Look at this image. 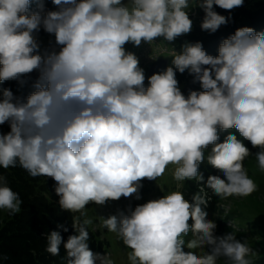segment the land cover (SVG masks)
I'll return each instance as SVG.
<instances>
[{"label":"clouds","instance_id":"clouds-1","mask_svg":"<svg viewBox=\"0 0 264 264\" xmlns=\"http://www.w3.org/2000/svg\"><path fill=\"white\" fill-rule=\"evenodd\" d=\"M33 2L39 11H31ZM57 10L45 11L42 0H0V82L39 73L25 99L0 90V168L19 166L29 176L51 177L63 210L85 216L90 203L104 205L135 194L141 181L157 180L176 165V181H203L199 166L207 162L224 178L209 176L206 187L221 198L247 197L257 190L244 167L250 150L229 134L218 143L219 131L235 129L259 148L264 171V32L238 28L224 39L218 55L207 54L201 42L185 43L170 53L171 66L147 77L128 43L140 46L163 38L174 42L189 34L190 0H52ZM244 0H198L204 12L200 27L215 33L231 20L214 5L233 10ZM41 28L54 35L55 46L41 54L34 36ZM187 71L202 91L181 92L176 72ZM23 84L25 81L20 80ZM211 197L201 187L186 200L173 191L135 207L101 218L131 249L129 264H250L252 249L234 234L214 235L216 224L204 210ZM22 200L0 175V209L20 212ZM203 206V207H202ZM193 223L189 225V220ZM84 219L77 235L64 243L67 264H114L93 253ZM63 227V226H60ZM64 231H67L65 228ZM192 232L189 249L210 247L198 255L185 252L184 236ZM62 236L52 231L46 251L59 254Z\"/></svg>","mask_w":264,"mask_h":264},{"label":"trees","instance_id":"trees-1","mask_svg":"<svg viewBox=\"0 0 264 264\" xmlns=\"http://www.w3.org/2000/svg\"><path fill=\"white\" fill-rule=\"evenodd\" d=\"M45 11L57 10V6L52 0H42ZM198 0H196V5ZM214 10L225 17L231 16L228 24L222 25L215 33L203 31L200 27L202 19H198L194 12L200 13L204 17V12L198 6L197 11L191 10L189 17L193 21V29L187 34L178 37L174 41V46L181 51L185 43L201 42L207 54L212 56L218 55V48L222 41L235 33L238 28L251 27L257 33L264 32V0H244L242 7H237L231 11L224 10L216 5ZM31 11H39L38 3L33 2L30 6ZM39 36H52L46 33L42 28L36 33ZM37 71L29 75L22 76L20 80L25 81L21 84L20 80H9L0 82V90L10 89L16 97L26 100L27 96L34 91L32 87L34 81L38 78ZM178 85L181 92L187 97L190 91H202L199 82H194V77L187 71L183 74L176 72ZM148 81L146 79V85ZM0 131L7 133L10 131L8 124L0 125ZM229 134H235L239 140L250 150V156L244 160V167L248 171L250 162L254 156L256 147H253L250 141L239 135L235 129L219 131L218 143L224 142ZM212 146L205 150V160L199 166V173L203 176V181L185 180L184 188L186 190V200L193 202V196L199 193L201 187L205 189L207 195L211 197L207 207L204 209L208 215L207 220L216 224L214 231L222 233L226 227L219 221L221 212V203L223 198L215 196L211 189L206 187L209 176H219L224 178L223 172L214 168L207 162V155L211 152ZM0 175L7 179L8 186L19 194L22 204L20 212L10 214L8 211L7 219L2 222L0 209V264H67V251L64 243L69 236L77 235L74 228L75 218L77 222H82L83 216L79 213H71L63 210L59 204V196L55 192L56 182L51 177H31L28 173L20 168L3 169L0 168ZM151 181V180H149ZM128 202V201H127ZM136 204L135 206H138ZM203 207V206H202ZM193 221L189 220V225ZM63 226V227H60ZM67 231H64V229ZM89 231V240L87 241L90 250L95 254H107L108 242L102 239L101 234L92 230L87 225ZM52 231H58L62 236V243L59 247V254L52 255L46 251L47 236ZM250 264H264V250L258 255L257 259L249 260Z\"/></svg>","mask_w":264,"mask_h":264},{"label":"rangeland","instance_id":"rangeland-1","mask_svg":"<svg viewBox=\"0 0 264 264\" xmlns=\"http://www.w3.org/2000/svg\"><path fill=\"white\" fill-rule=\"evenodd\" d=\"M127 2V0H125ZM196 0H190V10L197 11ZM194 15L198 19H203L200 13L194 12ZM34 36L40 43L41 54L45 49L51 50L58 46H55V37L52 36H39L34 33ZM126 51L134 53L139 59V66L147 72L149 64L154 63L156 60L162 57H170V66L172 57L163 55L171 53L173 48L179 52L174 42L164 41L163 38L155 40L151 45L142 42L140 46H134L131 43L125 45ZM180 90L181 87L179 86ZM260 151L259 148L254 153V156L250 162L247 174L257 184V190L247 197L230 196L223 198L221 203V212L219 215V221L225 225L226 229L222 233L214 231V235L222 237L226 234H234L235 238L242 243H246L251 249L252 254L247 257L249 260L257 259L258 255L264 250V171L259 167L255 154ZM176 165H169L165 173L157 180L141 181L142 187L139 189L140 199H136L135 194L129 198L121 197L116 201H108L104 205H97L90 203L84 210L86 215L83 219L91 220L92 223L88 226L101 234L102 239L108 242L107 254L113 259L114 264H129L127 259L131 249L127 248L123 241L117 236L116 233L109 232L106 228L101 227L102 219L108 218L111 215H119L123 212L125 215H130L131 211L135 209L136 204L142 205L150 200H157L170 194L173 191H181L186 199V190L184 188L183 181H176L173 178ZM128 201V202H127ZM8 210L1 209L2 222L7 219ZM192 232L190 231L187 236H184L185 246L183 251H193L198 255H202L203 252H210L209 246H204L203 249H189L187 243L194 239ZM105 254V255H107ZM99 264V262H97ZM217 264H232L226 257H220Z\"/></svg>","mask_w":264,"mask_h":264},{"label":"water","instance_id":"water-1","mask_svg":"<svg viewBox=\"0 0 264 264\" xmlns=\"http://www.w3.org/2000/svg\"><path fill=\"white\" fill-rule=\"evenodd\" d=\"M170 66V57H162L156 60L154 63H151L147 67L146 72V79L147 77H150L154 73H160L166 70V68Z\"/></svg>","mask_w":264,"mask_h":264},{"label":"built area","instance_id":"built-area-1","mask_svg":"<svg viewBox=\"0 0 264 264\" xmlns=\"http://www.w3.org/2000/svg\"><path fill=\"white\" fill-rule=\"evenodd\" d=\"M168 54L170 55V53H167V54H163V55H168ZM145 74H146V72H145Z\"/></svg>","mask_w":264,"mask_h":264}]
</instances>
